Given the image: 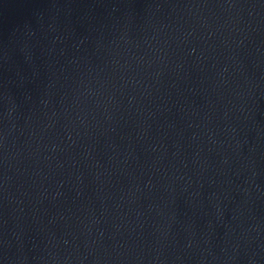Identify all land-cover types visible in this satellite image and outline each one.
Returning a JSON list of instances; mask_svg holds the SVG:
<instances>
[{"label":"water","instance_id":"water-1","mask_svg":"<svg viewBox=\"0 0 264 264\" xmlns=\"http://www.w3.org/2000/svg\"><path fill=\"white\" fill-rule=\"evenodd\" d=\"M0 264H264V0H0Z\"/></svg>","mask_w":264,"mask_h":264}]
</instances>
